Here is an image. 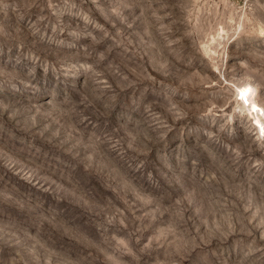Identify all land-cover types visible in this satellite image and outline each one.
I'll return each mask as SVG.
<instances>
[{
    "label": "rangeland",
    "instance_id": "obj_1",
    "mask_svg": "<svg viewBox=\"0 0 264 264\" xmlns=\"http://www.w3.org/2000/svg\"><path fill=\"white\" fill-rule=\"evenodd\" d=\"M253 106L264 0H0V264H264Z\"/></svg>",
    "mask_w": 264,
    "mask_h": 264
},
{
    "label": "snow or ice",
    "instance_id": "obj_2",
    "mask_svg": "<svg viewBox=\"0 0 264 264\" xmlns=\"http://www.w3.org/2000/svg\"><path fill=\"white\" fill-rule=\"evenodd\" d=\"M248 94H249V93H248V90L241 91V92H240V99H241L242 101L247 102V96H248ZM253 110H254V111H258V112H260L261 115H264V110L257 109L255 106H253ZM262 132H264V126H262Z\"/></svg>",
    "mask_w": 264,
    "mask_h": 264
},
{
    "label": "bare ground",
    "instance_id": "obj_3",
    "mask_svg": "<svg viewBox=\"0 0 264 264\" xmlns=\"http://www.w3.org/2000/svg\"><path fill=\"white\" fill-rule=\"evenodd\" d=\"M244 90H248V93H250V90L248 89L247 86L242 87V88L238 91L239 98H240V92H241V91H244ZM240 100H241V99H240ZM241 101H242V100H241ZM247 101H250L249 94H248V96H247Z\"/></svg>",
    "mask_w": 264,
    "mask_h": 264
}]
</instances>
